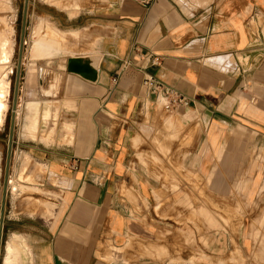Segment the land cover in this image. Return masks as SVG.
<instances>
[{
	"label": "crops",
	"instance_id": "crops-1",
	"mask_svg": "<svg viewBox=\"0 0 264 264\" xmlns=\"http://www.w3.org/2000/svg\"><path fill=\"white\" fill-rule=\"evenodd\" d=\"M146 1H29L32 24L80 32L75 57H99V78L61 71L73 128L43 140L25 131L35 87L22 80L0 264L13 241L22 264H169L166 250L176 264H264V0ZM166 89L188 106L167 109ZM9 136L5 122L0 222Z\"/></svg>",
	"mask_w": 264,
	"mask_h": 264
},
{
	"label": "rangeland",
	"instance_id": "rangeland-1",
	"mask_svg": "<svg viewBox=\"0 0 264 264\" xmlns=\"http://www.w3.org/2000/svg\"><path fill=\"white\" fill-rule=\"evenodd\" d=\"M9 3H11V0H8ZM54 1V0H52ZM74 0H66L67 6L73 3ZM13 5H7L6 0H2L1 4V22H0V30H1V37L0 38H8L13 41L14 43V56H13V62H12V73L10 74V83H11V89H10V94H9V110L6 115V126L9 128L10 121H11V114H12V107H13V99H14V89H15V83H16V71H17V66H18V59H19V50H20V41H21V32H22V24H23V14H24V7H25V0H12ZM76 8L79 7L78 4L75 6ZM38 9V14L40 15L42 13L41 5H39ZM41 20L36 21L35 23L32 24L31 20L28 17V24H27V34H26V46H25V53H24V59H23V69H22V80L25 77H29V81L34 83V91L30 94L24 97V100L22 101L21 105L22 108L21 110L25 109L28 103L30 102H44L43 108H46L48 106H52V108H49L47 111L44 110V112H41L37 118L38 121H42V125L39 129V132L41 134V129H45L44 133L49 134L48 138H51V136H55L60 128H62V125L65 122V117L62 111L65 109L67 110H72L74 109V103L67 101L66 103V98L64 96L63 88L61 81L63 80L61 78V71L65 70L66 63L70 58H74L75 55H77V52H80V48H77L76 45H78L79 41H76L77 38H79V34L77 38L71 39L69 43H64L61 41H52L50 38H52L53 30L51 27L47 28L44 27V29L41 31L42 36L41 39L43 42L51 45H59L60 47H67L68 44H73V48H76V52L73 54L67 53L66 55H54V57H50L47 53L49 49L45 48H40L42 50H46V53H43L37 58L35 63L32 62V57H31V51L33 47V43L36 40V35H35V29L36 27L39 26ZM29 28V31H28ZM57 28V27H56ZM7 36V37H6ZM35 36V37H34ZM77 42V43H76ZM41 50V51H42ZM40 51V52H41ZM53 52V51H52ZM71 56H69V55ZM30 55V56H29ZM68 55V56H67ZM56 56V57H55ZM46 57V58H45ZM49 57V58H48ZM43 74V75H42ZM21 80V82H22ZM43 80L44 85L40 86V82ZM53 80V81H52ZM53 86H57L56 94L58 96L54 97H48L46 95V91L50 90ZM50 88L47 90V88ZM43 89H46L43 91ZM43 91V92H42ZM33 99L34 101H29L28 100ZM39 100V101H38ZM19 101V105H20ZM25 102H27L25 104ZM72 106V107H70ZM69 107V108H68ZM71 108V109H70ZM20 110V111H21ZM21 114V112H20ZM27 114V110H26ZM26 117V116H25ZM5 124V123H4ZM35 126V124H34ZM33 126V127H34ZM43 126V127H42ZM25 131H26V123H25ZM73 128V124L71 123H66L65 124V129L66 130H71ZM33 129V128H31ZM30 129V130H31ZM37 137V132H34V135L32 138ZM41 136V135H40ZM36 139V138H35ZM47 141V140H46ZM47 143V142H46ZM26 160H29L26 158ZM6 166V160L4 161V170ZM36 184V182H33ZM51 185H57V181L55 178H51L50 180ZM21 191L18 195L21 193H28L31 190L26 189L25 186L21 185ZM35 193V192H34ZM42 194V192H40ZM43 195L46 198H43L46 200L47 198H50L51 202L54 205V208L49 211L48 209H45L47 211V214L50 216L54 215L55 209L59 206V198H60V193L54 192L51 190L49 193L48 191H44ZM38 196V195H37ZM49 196V197H48ZM40 198V196H38ZM37 197V198H38ZM42 197V196H41ZM24 201V200H22ZM42 202L43 206H46V202L43 200H39ZM47 201V200H46ZM34 205L38 206V209L42 208V205L39 204V202L33 200ZM38 204V205H37ZM165 236H171L170 232L168 231ZM17 245V244H16ZM18 246V245H17ZM3 247V246H2ZM258 252L264 253V245L258 246ZM2 255V254H1ZM164 261H168L169 264H176L179 263L176 260H173V256H171L169 251H163L162 255ZM192 263V262H191ZM185 264V263H183ZM193 264H202V261H193Z\"/></svg>",
	"mask_w": 264,
	"mask_h": 264
},
{
	"label": "bare ground",
	"instance_id": "bare-ground-1",
	"mask_svg": "<svg viewBox=\"0 0 264 264\" xmlns=\"http://www.w3.org/2000/svg\"><path fill=\"white\" fill-rule=\"evenodd\" d=\"M50 1H52V0H50ZM6 2H7V5H10L8 0H6ZM70 6L75 7V6H77V4L74 3L72 5H69L68 7H70ZM74 15L76 17L77 14L75 13ZM44 27H47V28L51 27L52 28V30H53L52 35L53 36L50 39L53 42L54 41H61L64 43H69L71 41V39L77 38L78 34L80 36V32L78 33V31L77 32H75V31L64 32V31H61L60 29L56 28L50 22L42 20L40 22L39 26L36 27L37 29H35V31H36L35 35L37 37L33 43V47H32L33 49H32L31 54H30L32 57L33 63H35V61L37 60V58L39 56H43L41 54L46 53V50H42L40 48H45L47 50L49 49V51H47V53L50 57H52V56L54 57V55L57 56V55H61V54L66 55L67 53L73 54L76 52V48L74 49L73 45H71V44H68L67 47H60L59 45L57 46V45H54L52 43H51V45H49V44L43 42L41 40V39H43V38H41V36H42L41 31L44 29ZM13 49H14V43L12 40H10L8 38L7 39L6 38H3V39L0 38V128H2L4 126L6 115H7L8 110H9V99L8 98H9L10 89H11V83H10L9 77H10V74L12 73V62H13V56H14V50ZM92 50H93V48L91 49V51ZM69 56H71V55H69ZM56 90H57V86H53L50 90L46 91V95L48 97H54L56 95L58 96V94H56ZM43 104H45V103H43ZM43 104L41 102H30L26 106V110H27V114L25 117L26 132L28 135L33 137L34 132L36 131L38 136L37 137L34 136V138H36L37 140H43L42 137L40 136V132L38 129L41 127L42 121L37 122V118L41 112H44V110L47 111L49 108H52V106H48L46 108H43ZM70 107H72V106H70ZM20 112H21L20 109H18L17 115L20 116ZM34 124H35V126H34ZM31 128H33V129H31ZM157 151H158V149H157ZM27 158L30 159L29 157H27ZM14 183H16V182H14ZM12 189H13V192L15 193V195H18L21 191V187L18 185H14ZM47 205L48 204L46 203V206ZM14 242L15 241H13V244H11L8 247L7 258H6L5 264H22L23 258L26 259V257H24V254H25L24 250L21 247L17 246L16 243H14Z\"/></svg>",
	"mask_w": 264,
	"mask_h": 264
},
{
	"label": "water",
	"instance_id": "water-1",
	"mask_svg": "<svg viewBox=\"0 0 264 264\" xmlns=\"http://www.w3.org/2000/svg\"><path fill=\"white\" fill-rule=\"evenodd\" d=\"M29 1L30 0H25L19 59H18V66L16 71V83L14 89V99H13V107H12V114L10 121L9 149H8L5 182H4V190H3V211L0 222V263H1V254H2V245H3L5 208H6L9 182H10L9 178H10V169H11V160H12V148H13V142H14V136L16 130L17 110L19 108L20 88H21V80H22L23 59H24L25 46H26ZM99 60H100L99 57L96 56L87 57V58H78V57L70 58L67 62V71L71 74L79 75L86 80L96 82L99 78V71H98Z\"/></svg>",
	"mask_w": 264,
	"mask_h": 264
},
{
	"label": "built area",
	"instance_id": "built-area-1",
	"mask_svg": "<svg viewBox=\"0 0 264 264\" xmlns=\"http://www.w3.org/2000/svg\"><path fill=\"white\" fill-rule=\"evenodd\" d=\"M155 0H147L146 4L151 5ZM146 85L150 86L153 91H156L157 89H162L160 84L156 83L154 79L150 78L145 81ZM165 96L170 99L167 102L166 108L171 110V109H176L177 107H185L188 106V101L182 97L180 94L175 92L172 89H166L163 90Z\"/></svg>",
	"mask_w": 264,
	"mask_h": 264
}]
</instances>
